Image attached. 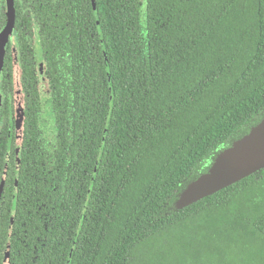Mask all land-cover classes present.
Segmentation results:
<instances>
[{
    "label": "trees",
    "instance_id": "16d2710c",
    "mask_svg": "<svg viewBox=\"0 0 264 264\" xmlns=\"http://www.w3.org/2000/svg\"><path fill=\"white\" fill-rule=\"evenodd\" d=\"M32 2L26 14L41 18L55 127L65 136L52 174L29 165L42 161L31 105L14 190L20 141L8 116L7 51L0 264L7 248L8 264H264V169L173 209L186 184L264 117V0H77L73 9L65 0L54 13ZM5 21L0 0V31ZM21 26L20 66L32 79ZM53 37L71 58L60 85ZM11 210L24 219L9 231Z\"/></svg>",
    "mask_w": 264,
    "mask_h": 264
},
{
    "label": "flooded vegetation",
    "instance_id": "af4514ba",
    "mask_svg": "<svg viewBox=\"0 0 264 264\" xmlns=\"http://www.w3.org/2000/svg\"><path fill=\"white\" fill-rule=\"evenodd\" d=\"M18 1L17 7L15 6V0H13L14 9H15V15H14V24L12 28L11 35L8 40V45L6 52L8 51L9 59L11 61V64H17L18 70H19V81H18V97L22 101V126H23V133L22 137L19 139L20 145L18 149H15V155H14V170L12 172V185L14 190L18 186V182L20 179V176H22L23 173V167H21V163L19 159L21 160V151H22V144L24 142V130L25 125L28 127L27 124L30 116H32L31 112V105H34V114L36 113V119H37V125H38V133L40 135V149L38 150V155L42 157L43 163L41 162L39 164L35 162H30L29 165H36L39 168H42V173L45 175L52 174L54 160H55V151L58 147L59 139L62 135L65 136V131L62 133L56 129L55 127V121H54V114L52 111V78L46 74V62L43 60V53H42V47H41V38H40V29H39V23L41 18L39 16L35 17L32 14H26L27 10H30L28 7L29 4H27L28 0H16ZM65 3V0H35V2H32V4H39V6L45 7L47 12L52 11L54 13L57 11L55 8H61V4ZM77 5V0H69V7L73 9ZM69 8V9H70ZM17 9L19 10L20 14L22 15L21 23H17ZM4 12L6 16V2L4 0ZM51 13V14H52ZM46 21L49 22V17H46ZM22 24V26H21ZM7 25V16L4 27ZM22 27V33L24 34V43L27 46L31 52H29V61L32 62L34 65V72L32 79L28 78L23 73V70L20 66L21 63V52L19 50V41H18V32L16 30V27ZM3 27V28H4ZM2 28V29H3ZM1 29V30H2ZM28 30V32H27ZM50 35H56L55 32L49 33L48 37ZM67 39V37H65ZM52 56L53 57V63H55V69L54 73H52L57 78V84L60 85L64 82H66L67 79L71 78L70 71L67 65H70V56L66 53V46L62 43L61 39L59 37H53L52 38ZM5 52V57H6ZM4 57V62H5ZM4 66V65H3ZM2 73V72H1ZM1 76V75H0ZM1 81V80H0ZM35 91H34V90ZM35 92V93H34ZM11 95V99H12ZM43 101H45L46 110L43 108ZM2 102V96L0 93V109ZM14 104L13 99L11 102V109H8V116L13 122V130L14 133H16V120H15V110H14ZM42 116H45V119L42 118ZM49 118V121L46 119ZM49 124L51 127L50 134L47 135L43 132L42 127L46 124ZM9 161V158L7 159V163ZM8 169H5V172H7ZM7 175L4 174V180H6ZM4 185V182H3ZM0 185V199L1 194L3 192L4 186ZM16 210L10 211V218L11 222L8 224L9 231L13 230V220L15 218L17 223H21V221L24 218H16ZM9 235L10 232H9ZM8 236V233H7ZM3 257L8 258V248L6 251L3 252Z\"/></svg>",
    "mask_w": 264,
    "mask_h": 264
},
{
    "label": "water",
    "instance_id": "95a60500",
    "mask_svg": "<svg viewBox=\"0 0 264 264\" xmlns=\"http://www.w3.org/2000/svg\"><path fill=\"white\" fill-rule=\"evenodd\" d=\"M7 25L0 31V75L14 24L13 0H5ZM14 80V110L18 141L22 133V101ZM18 80V78H17ZM264 169V117L248 133L217 153L205 173L190 181L177 195L173 209L179 211ZM3 264H8L7 258Z\"/></svg>",
    "mask_w": 264,
    "mask_h": 264
},
{
    "label": "rangeland",
    "instance_id": "374dc122",
    "mask_svg": "<svg viewBox=\"0 0 264 264\" xmlns=\"http://www.w3.org/2000/svg\"><path fill=\"white\" fill-rule=\"evenodd\" d=\"M14 79H15V84L19 81V70H18V65L17 64H14ZM18 78V80H17ZM45 101H43V108L46 110V106H45ZM42 118L45 119V116ZM47 121H49V118L46 119ZM43 129V132L47 135L50 134V131H51V127L49 126V124L47 123L45 126L42 127Z\"/></svg>",
    "mask_w": 264,
    "mask_h": 264
}]
</instances>
